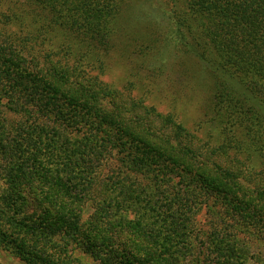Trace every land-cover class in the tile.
I'll return each mask as SVG.
<instances>
[{
  "label": "trees",
  "instance_id": "trees-1",
  "mask_svg": "<svg viewBox=\"0 0 264 264\" xmlns=\"http://www.w3.org/2000/svg\"><path fill=\"white\" fill-rule=\"evenodd\" d=\"M9 2L0 253L18 264H83L75 253L97 264H245L250 243L264 244V0H185L175 13L224 79L213 98L223 138L209 147L70 63L75 40L110 49L119 0ZM52 38L69 56L49 48ZM7 112L29 117L12 126ZM242 145L259 171L238 159ZM202 209L212 224L199 242Z\"/></svg>",
  "mask_w": 264,
  "mask_h": 264
},
{
  "label": "rangeland",
  "instance_id": "rangeland-1",
  "mask_svg": "<svg viewBox=\"0 0 264 264\" xmlns=\"http://www.w3.org/2000/svg\"><path fill=\"white\" fill-rule=\"evenodd\" d=\"M9 1L0 0V14L13 4ZM13 1L22 3L27 0ZM119 1L110 49L104 53L95 52L87 49L90 44L86 40H75L78 53L70 54V63L80 60L84 78L97 77L102 84L113 86L128 100H138L150 114L172 116L176 123L195 136L199 145L219 144L223 138L222 118L217 113L218 108L213 107V98L224 79L210 62L202 58L199 47L202 40L177 24L175 13L182 11L185 0ZM25 22L28 21L25 19ZM12 29L21 34L28 30L24 26L19 27L17 22ZM51 43L49 48L53 51L59 48L61 56L67 54L65 46L60 47L58 38H52ZM94 58L102 63V69L94 64ZM146 116L150 127L154 123L151 117ZM5 117L13 126L29 116L7 112ZM245 148L242 145L236 150L238 159L243 162H246ZM230 154L236 156L233 152ZM246 165V171L261 169L260 160L253 156L247 159ZM210 216L206 209H202L196 218L199 242L209 232ZM246 253L245 264H260L264 260V244L250 243ZM75 256L83 264H97L80 253H75ZM0 264L18 262L0 253Z\"/></svg>",
  "mask_w": 264,
  "mask_h": 264
}]
</instances>
